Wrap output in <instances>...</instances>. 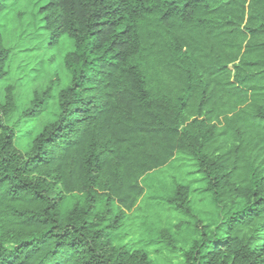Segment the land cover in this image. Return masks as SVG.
<instances>
[{"label":"trees","instance_id":"trees-1","mask_svg":"<svg viewBox=\"0 0 264 264\" xmlns=\"http://www.w3.org/2000/svg\"><path fill=\"white\" fill-rule=\"evenodd\" d=\"M25 1L44 49H68L24 107L0 99V264H264V0ZM175 164L200 177L159 182L170 220L121 232Z\"/></svg>","mask_w":264,"mask_h":264},{"label":"rangeland","instance_id":"rangeland-1","mask_svg":"<svg viewBox=\"0 0 264 264\" xmlns=\"http://www.w3.org/2000/svg\"><path fill=\"white\" fill-rule=\"evenodd\" d=\"M38 6L39 4H31L25 0H17L15 3L11 2L5 8L0 19L3 25L2 34L7 44L14 47L12 56L15 57L10 63L9 74L0 80V99L4 97L6 88L10 86L19 108L27 104L33 90L40 89L44 85H51L52 82H56L61 78L63 72L61 57L68 49L66 44H61L60 47L57 46L50 50L44 49L42 38L47 34V31L40 27L43 21L39 20L37 14V16L35 15ZM28 48H32V50L21 51ZM52 55V59L47 62V57ZM42 59L45 61L39 62ZM48 109L51 111V104L37 115L35 121L37 124L33 132L27 134L24 130H21L17 133L16 147L22 153H25L29 148L30 141L36 131L49 119ZM175 165L176 169L174 166L170 169L166 167L163 169L162 175L158 174L159 178L154 182L156 187L145 188L138 202L140 210L130 213L131 217L125 220L121 232L135 229L139 220H145L155 226L161 224L160 219L164 223L170 220L169 215L174 212L167 209L166 203L159 205L156 203L157 200L152 199L153 195H162L168 191L167 189H160L159 185L163 184L169 188L170 180L173 176L178 179H196L200 177L198 173L185 174L189 169L185 165ZM203 186L200 181L192 183V188L195 190L191 195L192 206L196 212H204L200 213L201 217L207 216L209 218L213 209L210 205L208 193L200 191ZM143 216L146 217L142 219Z\"/></svg>","mask_w":264,"mask_h":264}]
</instances>
